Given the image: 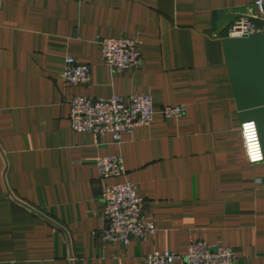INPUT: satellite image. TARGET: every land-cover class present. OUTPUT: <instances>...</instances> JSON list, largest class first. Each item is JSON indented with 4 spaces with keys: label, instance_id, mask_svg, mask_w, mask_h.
I'll use <instances>...</instances> for the list:
<instances>
[{
    "label": "crops",
    "instance_id": "crops-1",
    "mask_svg": "<svg viewBox=\"0 0 264 264\" xmlns=\"http://www.w3.org/2000/svg\"><path fill=\"white\" fill-rule=\"evenodd\" d=\"M256 1L0 0V264H144L193 240L264 264V163H249L241 132L256 122L264 152V35H227ZM102 38L137 40L143 66L112 70ZM69 57L88 84L64 81ZM135 95L153 99L152 125L119 143L73 131V96ZM167 106L186 113L166 119ZM107 156L125 176H100ZM125 181L157 231L105 243L102 193Z\"/></svg>",
    "mask_w": 264,
    "mask_h": 264
},
{
    "label": "built area",
    "instance_id": "built-area-1",
    "mask_svg": "<svg viewBox=\"0 0 264 264\" xmlns=\"http://www.w3.org/2000/svg\"><path fill=\"white\" fill-rule=\"evenodd\" d=\"M256 17L242 15L229 26L227 35L242 39L264 35V0H257ZM262 23V26L257 24ZM102 59L112 69L120 71L137 70L144 64L139 43L135 39H99ZM62 77L73 86L89 83L90 70L69 57L65 61ZM70 121L75 133H92L97 136L110 133L117 143L123 134H131L137 127L152 125L155 117L153 99L146 95L129 98L113 96L95 98L73 96L70 101ZM166 119L182 118L183 106H167L161 111ZM245 151L250 164L264 163V152L256 122H246L241 127ZM103 179H116L126 175L124 161L119 156H107L97 161ZM103 217L106 227L102 232L105 243L130 244L133 240L143 241L156 233L155 223L146 218V200L139 194L136 185L125 181L106 185L102 193ZM233 264L237 256L228 247H213L203 240H193L185 256L165 251L156 252L144 258V264Z\"/></svg>",
    "mask_w": 264,
    "mask_h": 264
}]
</instances>
